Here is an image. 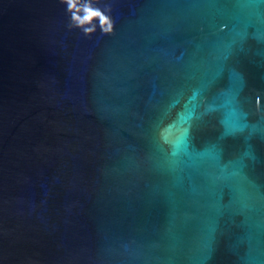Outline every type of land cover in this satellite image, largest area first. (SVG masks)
<instances>
[{
    "label": "water",
    "instance_id": "95a60500",
    "mask_svg": "<svg viewBox=\"0 0 264 264\" xmlns=\"http://www.w3.org/2000/svg\"><path fill=\"white\" fill-rule=\"evenodd\" d=\"M73 3L0 0V264H264V0Z\"/></svg>",
    "mask_w": 264,
    "mask_h": 264
},
{
    "label": "clouds",
    "instance_id": "9594fccd",
    "mask_svg": "<svg viewBox=\"0 0 264 264\" xmlns=\"http://www.w3.org/2000/svg\"><path fill=\"white\" fill-rule=\"evenodd\" d=\"M69 5H70V7L75 6L74 3H73V0H69ZM86 11H88L91 16H93V15L99 16L100 19H101V23L103 25L109 24L108 18L106 16H104V14L102 12H100L98 9H87ZM107 30H111L110 29V24H109V27L107 28Z\"/></svg>",
    "mask_w": 264,
    "mask_h": 264
}]
</instances>
